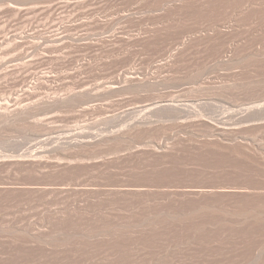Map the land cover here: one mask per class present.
<instances>
[{"label": "rangeland", "instance_id": "obj_1", "mask_svg": "<svg viewBox=\"0 0 264 264\" xmlns=\"http://www.w3.org/2000/svg\"><path fill=\"white\" fill-rule=\"evenodd\" d=\"M262 212L264 0H0V264H264Z\"/></svg>", "mask_w": 264, "mask_h": 264}, {"label": "bare ground", "instance_id": "obj_2", "mask_svg": "<svg viewBox=\"0 0 264 264\" xmlns=\"http://www.w3.org/2000/svg\"><path fill=\"white\" fill-rule=\"evenodd\" d=\"M39 151H40V150H39ZM38 154H39V153H38ZM204 194H205V193H204ZM262 205H263V204H262ZM257 208H258V207H257ZM250 210H251V209H250ZM253 210H256V209L253 208ZM251 211H252V210H251ZM257 211H258V210H257ZM260 212H261V211H260ZM258 213H259V212H258ZM262 213H263V212H262ZM262 213H261V214H262ZM263 214H264V213H263ZM263 214H262V215H263ZM246 216H247V215H246ZM244 218H246V217H244Z\"/></svg>", "mask_w": 264, "mask_h": 264}]
</instances>
